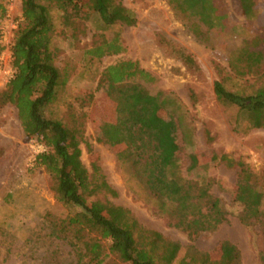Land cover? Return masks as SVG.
Returning a JSON list of instances; mask_svg holds the SVG:
<instances>
[{
	"label": "rangeland",
	"instance_id": "1",
	"mask_svg": "<svg viewBox=\"0 0 264 264\" xmlns=\"http://www.w3.org/2000/svg\"><path fill=\"white\" fill-rule=\"evenodd\" d=\"M14 1L0 0L5 9L0 21V56L11 47L20 21L11 11ZM117 1L135 17L134 26L117 23L106 27L97 16L80 12L72 37L63 29L59 12L51 10L56 29L55 66L68 77L45 117L60 121L69 130H80L79 161L86 170L88 186L101 188L93 202L123 207L144 228L186 248L190 244L186 233L173 227L133 169L124 163L127 144L110 147L99 139L101 122L115 119L103 73L117 62H136L153 78L146 85L149 93L162 92L172 98L168 110L177 125L173 137L179 146L172 175L206 184L209 194L228 214L227 222L215 231L200 234L194 247L215 257L219 244L228 241L239 250L242 264H259L258 253L264 250L263 225L240 222L242 207L233 201L238 168L219 159L226 155L255 174L263 194L260 211L264 216V129H246V117L239 115L236 107L220 103L213 85L224 77L225 88L233 93L249 96L264 89V0H252L249 19L242 14L238 0H211L215 9L211 28L197 17L176 12L172 0ZM114 38H119L120 54L99 59L86 55L89 49ZM246 45L249 52L262 54L254 65L243 56ZM4 60L8 62V56ZM4 86L0 82V94ZM44 151L36 139H25L16 109L9 104L0 107V264H76L81 243L74 242L70 232L54 235L52 224L61 229L60 220L79 209L59 202L50 177L43 169L34 168L35 157ZM214 156L217 160H211ZM191 157L196 159L193 169ZM103 182L110 192L102 188ZM84 236L87 239L86 232ZM101 244L108 246L106 241ZM187 255L182 251L180 261L186 262ZM104 264L121 263L108 257Z\"/></svg>",
	"mask_w": 264,
	"mask_h": 264
},
{
	"label": "trees",
	"instance_id": "2",
	"mask_svg": "<svg viewBox=\"0 0 264 264\" xmlns=\"http://www.w3.org/2000/svg\"><path fill=\"white\" fill-rule=\"evenodd\" d=\"M20 21L13 35L11 50L12 78L0 94V107L9 104L17 111V118L25 139H36L45 147L34 160V168L43 169L53 183L52 190L59 202L78 208L73 216L60 220V227L52 224V232L71 233L72 240L81 243L76 250V264H104L113 257L121 264H175L186 251L187 261L181 264H242L239 250L228 241L219 244L218 255L198 251L193 243L202 233L215 231L227 222V212L209 194L204 183H190L172 175L179 160V146L173 134L177 125L168 110L170 95L150 94L146 85L153 82L149 73L136 62H117L103 73V81L111 91L115 119L101 122L99 139L114 147L128 146L127 160L148 194L156 200L159 211L172 221L173 227L186 233L190 244L183 248L179 242L168 240L160 233L141 226L131 212L108 201H92L101 188H89L86 170L79 161L81 132L69 130L63 123L45 117L46 109L57 98L58 89L67 82L65 70L55 66L57 49L53 45L55 26L51 10L62 19L63 29L72 37L77 31L80 12L97 16L106 26L122 24L134 26L135 17L117 0H20ZM245 18L252 16V0H238ZM180 14L197 17L208 28L212 27L215 12L211 0H172ZM5 9L0 5V21ZM1 34V28H0ZM2 47L0 45V51ZM119 38L95 46L86 55L99 59L121 53ZM249 65L262 59V54L242 50ZM192 63L191 56L184 57ZM226 78L213 85L216 99L238 109L246 117V129H264V89L243 96L225 88ZM211 160H217L212 157ZM220 161L238 168L234 203L242 207L240 222L244 225L261 222L264 237V216L260 211L263 194L257 179L241 162L226 155ZM190 169L196 159L190 158ZM102 188L111 190L103 182ZM113 193V192H111ZM115 195V194H114ZM57 229V230H56ZM60 229V230H59ZM87 233L85 239L84 233ZM101 241L108 242L107 248ZM259 264H264V250L258 253Z\"/></svg>",
	"mask_w": 264,
	"mask_h": 264
},
{
	"label": "built area",
	"instance_id": "3",
	"mask_svg": "<svg viewBox=\"0 0 264 264\" xmlns=\"http://www.w3.org/2000/svg\"><path fill=\"white\" fill-rule=\"evenodd\" d=\"M8 56V62L4 60V56ZM3 73V76L0 75V82L6 84L13 75L12 67H11V50L10 47L6 48L5 53H2L0 56V73Z\"/></svg>",
	"mask_w": 264,
	"mask_h": 264
},
{
	"label": "crops",
	"instance_id": "4",
	"mask_svg": "<svg viewBox=\"0 0 264 264\" xmlns=\"http://www.w3.org/2000/svg\"><path fill=\"white\" fill-rule=\"evenodd\" d=\"M11 11L17 17L21 16V2L20 0H15L13 6L11 7Z\"/></svg>",
	"mask_w": 264,
	"mask_h": 264
}]
</instances>
